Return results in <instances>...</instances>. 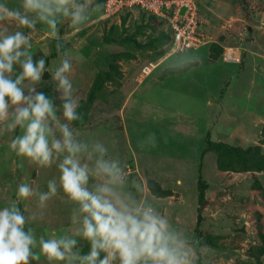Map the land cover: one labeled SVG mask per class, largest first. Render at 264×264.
Returning <instances> with one entry per match:
<instances>
[{"label":"rangeland","instance_id":"1","mask_svg":"<svg viewBox=\"0 0 264 264\" xmlns=\"http://www.w3.org/2000/svg\"><path fill=\"white\" fill-rule=\"evenodd\" d=\"M8 2L16 6L19 0ZM198 5L205 43L185 52H173L168 38L159 42V34L168 35V24L142 10L116 14L104 4L78 33L67 22L60 25L80 96L82 120L73 127L104 140L130 177L144 182L154 205L198 242L194 264H264V254L258 253L264 244V170H222L215 148L217 143L245 149L260 145L264 153V0H198ZM37 29L32 54L46 53V67L53 69L59 63L58 55L51 58L56 41L42 25ZM134 33L139 42L153 46L122 42ZM128 51L133 58L117 56ZM226 53L239 58L227 59ZM193 57L195 62L185 68L171 69ZM106 73L111 79L89 104L96 77ZM43 79L47 83L39 90L54 99L61 115L50 73ZM10 135L0 136V207L16 198L21 181L46 191L48 179L59 175L55 168L37 171L17 157L8 147ZM199 175L207 183L202 202ZM150 182L166 196L155 195ZM69 208L58 199L50 202L46 217L34 225L37 235L73 230ZM80 244L87 254L90 245Z\"/></svg>","mask_w":264,"mask_h":264},{"label":"clouds","instance_id":"2","mask_svg":"<svg viewBox=\"0 0 264 264\" xmlns=\"http://www.w3.org/2000/svg\"><path fill=\"white\" fill-rule=\"evenodd\" d=\"M103 7L97 0H19L16 6L0 0V136L12 134L8 147L37 171L59 173L48 179L46 191L21 181L16 198L0 207V264H42V257L47 264H194L198 242L154 205L144 182L130 177L104 140L73 127L82 120L80 96L60 25L67 22L78 33ZM9 24L30 31H10ZM38 24L56 41L59 63L53 69L46 67V53L32 54ZM46 72L61 115L54 99L39 90ZM54 199L70 205L74 229L37 235L34 225ZM81 240L90 245L87 254Z\"/></svg>","mask_w":264,"mask_h":264},{"label":"built area","instance_id":"3","mask_svg":"<svg viewBox=\"0 0 264 264\" xmlns=\"http://www.w3.org/2000/svg\"><path fill=\"white\" fill-rule=\"evenodd\" d=\"M105 5L116 14L140 9L166 20L172 30L171 50L175 53L205 43L204 29L201 27L204 19L198 0H106ZM225 58L238 60L239 56L226 53Z\"/></svg>","mask_w":264,"mask_h":264},{"label":"trees","instance_id":"4","mask_svg":"<svg viewBox=\"0 0 264 264\" xmlns=\"http://www.w3.org/2000/svg\"><path fill=\"white\" fill-rule=\"evenodd\" d=\"M105 2H106V0H101V3L103 5L105 4ZM137 10L139 11L140 9H137ZM131 11L132 10L127 11V12H131ZM149 14L151 15L152 18H155V19L158 18L156 15H153L151 13H149ZM107 20H110V19H107ZM126 20L124 22H126ZM159 21L167 23L166 20H164V19H160ZM60 32H61V30H60ZM167 32H168V35L159 34L157 37V40H159V42H163L162 38H164V39L168 38V40L170 41V47H171L172 42H173V38H172V30H171V27L169 26V24H168ZM124 41L133 42L135 47H143V46L144 47H147V46L151 47V46H153V43L142 44L141 42H139L135 37V33L123 37L122 42H124ZM57 55H58V53L56 52L54 55L51 56V58L54 56H57ZM117 56L133 58L134 53H131L128 51L126 53H117ZM45 59L47 61V64H46V66H47L50 62V57H46ZM110 67H112V69L116 71L114 63H110ZM106 79H109V80L111 79V76L108 73H106L105 75L100 74L96 77L95 82H94V84L90 90V93H89V99H88L89 104H91L93 102L94 98L96 97V94H98V92L103 88V85H104V82ZM263 132H264V129H263ZM210 144H212V142H210ZM215 146H216L215 148H217L219 153H220L219 168L222 170H230L231 169V170H235V171L237 170V171H259V172L264 170V153H263L260 145H255V146H252V147H249L246 149L242 148V147H238V146H231V145L226 144V143H220V144L217 143ZM206 151H207L206 149L204 151H202V155ZM198 185H199V189H200V194H199L200 201L202 202L205 199L207 183L205 182V180L200 175H199V179H198ZM150 188L153 190V193L155 195H157L159 197L166 196V192H163V191L161 192L160 190L155 189L153 182H150ZM200 218L201 217L199 216V220H200ZM262 237H263V242H264V234H262ZM258 253L264 254V244L258 248Z\"/></svg>","mask_w":264,"mask_h":264}]
</instances>
